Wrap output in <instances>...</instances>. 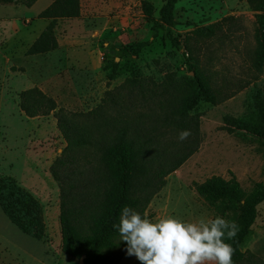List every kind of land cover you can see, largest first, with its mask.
Returning <instances> with one entry per match:
<instances>
[{"label": "rangeland", "instance_id": "rangeland-1", "mask_svg": "<svg viewBox=\"0 0 264 264\" xmlns=\"http://www.w3.org/2000/svg\"><path fill=\"white\" fill-rule=\"evenodd\" d=\"M148 1L158 19L164 0ZM50 3L37 0L31 7L0 3V177H12L39 202L45 224L44 237L37 241L18 230L0 210V264L78 263L61 251L59 187L50 174L65 142L53 114L29 119L20 111L21 91L37 87L58 108L88 112L101 98L130 82L143 81L150 87L168 76L181 82L192 76L183 50L173 49L164 31L153 37L140 0H80L79 17L56 22L58 48L27 56V49L48 24L38 14ZM256 14L249 0H178L174 5L172 30L181 44L190 31L219 24L215 37L192 40L191 47L212 87L231 97L218 105L201 101L189 113L198 115L197 142L191 136L180 141V132L172 131L159 140L167 151L187 157L165 178L164 187L145 209L150 219L214 218V207L194 189L211 176L234 177L247 194L256 183L264 182V140L224 128L225 117L251 118L252 95L256 89L264 90V72L252 67ZM146 41L150 42L147 47L132 54L137 43ZM242 251L264 261V201L257 207ZM118 264L140 262L124 250Z\"/></svg>", "mask_w": 264, "mask_h": 264}, {"label": "trees", "instance_id": "trees-1", "mask_svg": "<svg viewBox=\"0 0 264 264\" xmlns=\"http://www.w3.org/2000/svg\"><path fill=\"white\" fill-rule=\"evenodd\" d=\"M36 1L0 0V3L31 7ZM50 1L38 14L48 24L27 49V56L55 51L57 20L80 15V0ZM177 1L164 0L158 19L151 2L140 0V4L153 37L164 31L170 46L176 51L183 50L182 57L192 73L187 80L181 82L168 76L162 83L152 82L150 87L143 81L130 82L101 98L88 112L58 108L55 100L37 87L19 94L20 111L29 119L53 114L65 142L50 167V174L59 187L61 251L77 262L83 258L84 264L119 263L127 246L112 225L118 223L121 209L130 206L143 214L153 196L164 187L165 178L187 157L167 151L159 141L161 137L166 131L190 130V136L197 142L198 115L189 113L201 101L218 105L231 97L212 87L210 77L193 57L196 49L191 47L192 40L203 42L215 37L219 24L190 31L181 44L172 30ZM249 4L257 12L258 24L252 67L261 73L264 72V0H249ZM149 44V41L137 43L132 54L137 55ZM145 107L150 110L142 111ZM252 108L249 119L225 117V130L264 140V90L254 91ZM194 144L196 148L198 143ZM194 189L198 197L214 207L215 217L234 220L239 225L237 236L225 241L235 250L234 264H264L254 253L242 251L255 222L257 207L264 201V182L256 183L247 194L234 177L226 180L211 176L195 184ZM0 210L22 233L37 241L43 239L41 205L12 177H0Z\"/></svg>", "mask_w": 264, "mask_h": 264}, {"label": "clouds", "instance_id": "clouds-1", "mask_svg": "<svg viewBox=\"0 0 264 264\" xmlns=\"http://www.w3.org/2000/svg\"><path fill=\"white\" fill-rule=\"evenodd\" d=\"M191 135L179 133L180 141ZM126 243V254L140 264H234V248L226 240L237 236L239 225L221 216L186 221L172 215L155 220L124 206L112 225Z\"/></svg>", "mask_w": 264, "mask_h": 264}, {"label": "water", "instance_id": "water-1", "mask_svg": "<svg viewBox=\"0 0 264 264\" xmlns=\"http://www.w3.org/2000/svg\"><path fill=\"white\" fill-rule=\"evenodd\" d=\"M77 264H84V262H83V258H81V259L78 261Z\"/></svg>", "mask_w": 264, "mask_h": 264}, {"label": "crops", "instance_id": "crops-1", "mask_svg": "<svg viewBox=\"0 0 264 264\" xmlns=\"http://www.w3.org/2000/svg\"><path fill=\"white\" fill-rule=\"evenodd\" d=\"M40 88H41V87H40ZM41 90H42V89H41ZM48 117H49V116H46V117H39V118H42V119H43V118H48Z\"/></svg>", "mask_w": 264, "mask_h": 264}]
</instances>
